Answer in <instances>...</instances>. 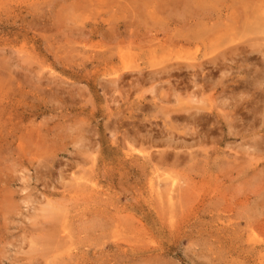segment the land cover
Instances as JSON below:
<instances>
[{"label": "rangeland", "instance_id": "1", "mask_svg": "<svg viewBox=\"0 0 264 264\" xmlns=\"http://www.w3.org/2000/svg\"><path fill=\"white\" fill-rule=\"evenodd\" d=\"M0 264H264V0H0Z\"/></svg>", "mask_w": 264, "mask_h": 264}]
</instances>
